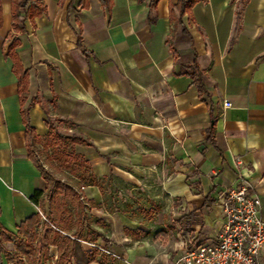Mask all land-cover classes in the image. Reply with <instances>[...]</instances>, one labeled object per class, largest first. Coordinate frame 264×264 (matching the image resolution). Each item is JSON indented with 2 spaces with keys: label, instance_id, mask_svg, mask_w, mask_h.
Listing matches in <instances>:
<instances>
[{
  "label": "crops",
  "instance_id": "0c3cea01",
  "mask_svg": "<svg viewBox=\"0 0 264 264\" xmlns=\"http://www.w3.org/2000/svg\"><path fill=\"white\" fill-rule=\"evenodd\" d=\"M0 1V228L12 235L0 264L25 220L46 217L38 236L48 224L46 199L45 212L30 201L47 185L28 158L29 102L39 138L48 120L73 125L67 134L84 141L75 150L99 184L79 191L90 241L50 225L78 242L69 264H84L83 253L96 251L89 244L112 254L97 251L107 264H177L184 249L215 241L220 196L239 184L264 221V0H205L180 18L179 0H111L109 10L98 0H40L44 13L17 34L11 0ZM12 34L27 76L21 93ZM192 63L200 93L186 75ZM41 246L23 264H56L57 247Z\"/></svg>",
  "mask_w": 264,
  "mask_h": 264
},
{
  "label": "trees",
  "instance_id": "16d2710c",
  "mask_svg": "<svg viewBox=\"0 0 264 264\" xmlns=\"http://www.w3.org/2000/svg\"><path fill=\"white\" fill-rule=\"evenodd\" d=\"M82 7H86L87 0H79ZM158 0H150L152 6ZM100 6L104 10H109L111 0H98ZM205 2V0H179L176 8L178 11V18L184 13L189 12L190 8L198 3ZM45 9L40 3V0H11V28L17 34L24 31V20L28 18L33 20L35 17L41 16ZM179 19H176L178 22ZM171 22H175L171 15ZM2 26V7L0 1V28ZM11 42L8 46V55L14 60V68L18 79L19 90L21 92L27 91V76L26 72L22 70L15 56L12 54L14 48L18 45L17 38L10 35ZM192 80L193 85L200 93L202 91L201 72L196 65L192 63L189 71L186 72ZM25 99H22L24 105ZM32 102L23 106L21 110L22 122L25 128L26 147L28 150V158L32 161L34 166L40 172L44 182L47 185L45 191L36 190L31 196L30 201L41 211L45 212L46 199L47 206V221L44 224L47 228L42 236H38L35 232L39 226L40 216L36 214L25 220L19 227L18 233L15 236L14 252L8 256V264H23L20 260L28 258L32 253L33 244L38 241L41 243L43 252L48 246H55L58 249V258L56 264H69L76 260V249L78 242L68 239L59 231L50 229V225L56 229L71 233L75 239L90 241L94 232L81 218L82 204L80 201V190L87 186H99L97 180L90 173L89 163L84 157L78 154L75 150L76 145H82L83 140L75 135H68L61 133L57 127L53 126L51 120L46 122V127L49 132L45 138H39L35 130L31 127L29 121V109ZM58 124L67 127H73L72 124L59 121ZM44 151L49 158L51 167L60 173L66 180L55 179L49 173L39 158L38 151ZM90 206L92 204L90 203ZM75 210L72 212V210ZM97 224L103 227L101 220H97ZM11 234L4 232L0 228V253L4 252L2 243L10 242ZM97 237L102 238L101 234L97 232ZM84 264L96 262L99 264H107L106 257L99 255L97 251H87L83 253Z\"/></svg>",
  "mask_w": 264,
  "mask_h": 264
},
{
  "label": "built area",
  "instance_id": "2783aa9c",
  "mask_svg": "<svg viewBox=\"0 0 264 264\" xmlns=\"http://www.w3.org/2000/svg\"><path fill=\"white\" fill-rule=\"evenodd\" d=\"M259 206L248 186L239 184L226 189L220 196L222 223L215 241L184 249L177 264H257L258 254L264 249V221L259 216ZM39 214L46 222V217L40 211ZM89 246L112 255L94 244Z\"/></svg>",
  "mask_w": 264,
  "mask_h": 264
},
{
  "label": "rangeland",
  "instance_id": "374dc122",
  "mask_svg": "<svg viewBox=\"0 0 264 264\" xmlns=\"http://www.w3.org/2000/svg\"><path fill=\"white\" fill-rule=\"evenodd\" d=\"M53 126L57 127L58 130L63 133V134H67V126L65 125H60L58 124V122L56 121H52ZM39 154V158L41 159L43 165L45 166L46 170L51 173L53 175V177L55 179H62V180H66L60 173L56 172L52 167H51V163L49 161V158H47V155L44 153V151H42L41 149L38 151Z\"/></svg>",
  "mask_w": 264,
  "mask_h": 264
}]
</instances>
